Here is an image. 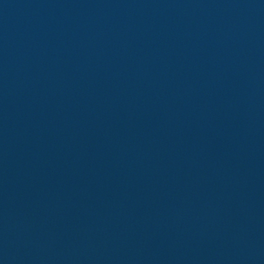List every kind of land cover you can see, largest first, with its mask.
Segmentation results:
<instances>
[{
  "label": "water",
  "instance_id": "95a60500",
  "mask_svg": "<svg viewBox=\"0 0 264 264\" xmlns=\"http://www.w3.org/2000/svg\"><path fill=\"white\" fill-rule=\"evenodd\" d=\"M0 264H264V0H0Z\"/></svg>",
  "mask_w": 264,
  "mask_h": 264
}]
</instances>
